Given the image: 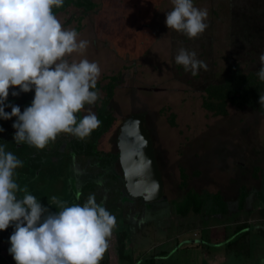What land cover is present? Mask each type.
<instances>
[{"label": "rangeland", "instance_id": "374dc122", "mask_svg": "<svg viewBox=\"0 0 264 264\" xmlns=\"http://www.w3.org/2000/svg\"><path fill=\"white\" fill-rule=\"evenodd\" d=\"M96 3L97 6L101 4L99 0H96ZM103 4L104 10L108 11L109 7L111 11L105 14L104 10L98 9L97 14L93 13L89 18H85V21L93 19V22H98L105 17L108 21L120 23H109L114 39L117 40L110 43L112 51L97 50L91 41L83 57L73 55L76 60L87 58L97 62L101 68L99 80L102 83L108 81L102 79L103 75L108 74V78L110 74H119L118 69H122L121 72L126 78L127 84L124 83L115 89L114 100L109 105L110 108H115L118 119L110 134L103 135L99 147L118 152V134L124 118L135 112H145L149 117V132L158 157L161 155L160 150L164 151L160 156V169L164 177L165 194L169 200L173 201L182 194L184 196L187 190L180 189L181 176L178 169V161L185 160L186 155L189 157L188 162L204 167L205 182L212 181L219 186H225L228 196L233 198L242 183L236 179L235 171L242 172L248 181L251 180L254 158H245L240 151L245 149L248 142L257 143L258 139L262 140L264 114L249 108L241 110L228 103V115L216 117L212 111L204 108L203 95L209 84L223 83L228 78L229 66L232 63H239L245 71L258 72L260 69L259 56L264 53V0H194L196 7L207 9L209 13L208 28L195 39H189L165 25L166 13L173 7L171 0H105ZM73 11H78L75 15H79V8L71 6L59 17L62 20L70 18ZM219 17L223 23L213 21L211 27V19L218 21ZM231 26L235 33L234 41H229L230 35L233 34ZM84 28L79 37L90 41L93 35L89 34V26ZM119 37L126 42H121ZM98 41L101 42L97 40L94 45H97ZM181 47L195 51L197 59L206 65V69L201 68L199 71L200 77L192 76L190 72H185L182 66L176 65L175 56ZM132 53H138L135 59H132ZM208 63L212 65H207ZM150 87L157 88L150 90ZM171 116L176 117L174 127L168 120ZM250 119L252 121H249ZM235 120L239 121L233 125ZM256 120L259 123L254 126ZM217 127L223 135L232 132L234 128L235 131H241V143L234 141L232 136L220 137ZM249 135L257 136V139H248ZM4 138L6 139V136ZM194 141L197 142L195 146ZM234 144H237L236 150ZM251 147L253 148L252 145ZM178 152H183L185 156H179ZM239 162L243 166H240ZM46 167L49 173L45 171L42 174L41 182L43 181L45 186L42 189L41 204L52 212H58L60 209L51 198L56 196L59 200L66 201L65 180L68 178L63 172L65 167H62L61 172H56L51 163ZM58 169L60 171V168ZM20 170L24 171L23 167ZM202 181L200 177L192 181L191 185L199 187ZM78 184L75 182V188ZM215 184L213 183L212 187H217ZM112 189L115 194L117 190L113 186ZM123 195L119 198L114 196L111 200L102 198L97 201L102 202L115 216L117 226L113 232L118 234L125 230L128 234V248L125 251L129 253V258L122 260V264H144L148 256L155 257L157 254V264H208L209 260L213 264H226L232 263L234 259L235 252L229 250L238 246L242 247L240 250H245L243 241L233 244L239 240L235 226L231 227V232H227L228 229L224 232L222 228L215 230V233L223 234L218 237L214 234L208 240L209 231L202 228L200 215L182 216L173 203L158 205L159 202L149 203L137 199L140 204L137 206L128 202L129 199ZM255 206L256 204L253 208ZM230 208L232 209V206ZM258 221L255 222L258 228L252 229L251 233L254 237L256 233L264 244V227H260ZM114 233L110 238L109 247L115 243V250L116 243L118 246L119 244ZM229 235L234 237L226 242V239L230 238ZM248 238L255 246L256 239L253 236ZM220 240L223 242L219 243ZM137 247H144V251L141 248L142 253L150 249V254L142 255ZM219 249L223 251L225 260L218 258ZM261 253L264 254V245L258 242V248L253 250L251 255L253 263L264 264V260H258ZM104 258H108V263L105 259L104 263L100 264H113L112 256L104 255ZM219 260L225 262L218 263Z\"/></svg>", "mask_w": 264, "mask_h": 264}, {"label": "clouds", "instance_id": "9594fccd", "mask_svg": "<svg viewBox=\"0 0 264 264\" xmlns=\"http://www.w3.org/2000/svg\"><path fill=\"white\" fill-rule=\"evenodd\" d=\"M171 3L165 18L168 29L189 39L206 31L207 9L196 7L194 0ZM63 5L64 0H0V119L15 117V143L37 150L45 149L61 134L84 140L100 124L90 108L78 118L86 106H94L100 99L96 89L101 68L87 58H73L74 54L84 56L89 41L80 39L75 29L64 27L54 14ZM259 61L256 75L264 82V53ZM175 63L192 76L206 69L195 51L183 47ZM33 90L34 98L23 111L6 103L10 91L19 96ZM259 103L264 105V94ZM21 167L23 161L0 145V231L14 226L8 253L15 264H100L117 226L115 216L94 194L82 205L71 206L53 196L60 210L50 211L27 186L16 182V170Z\"/></svg>", "mask_w": 264, "mask_h": 264}, {"label": "crops", "instance_id": "0c3cea01", "mask_svg": "<svg viewBox=\"0 0 264 264\" xmlns=\"http://www.w3.org/2000/svg\"><path fill=\"white\" fill-rule=\"evenodd\" d=\"M132 54H133L132 59L136 58V53H132ZM233 64L234 63L230 64V66H232ZM230 66H229V69H230ZM238 109L243 110V109H248V108L238 107ZM249 109H253L255 112L259 111V112L264 114V111H261L260 109L253 108V107L249 108ZM226 115H228V112L226 114H218L215 116L216 117L217 116L223 117ZM261 119L263 120L262 117H261ZM238 121L239 120H235V123H233V125L238 123ZM249 121H252V120L250 119ZM169 122H170L171 126H173V127L176 125V122L172 123L170 119H169ZM258 123H259V121L256 120V121H254L253 125L256 126V124H258ZM217 130L219 131L220 137L223 136V137L229 138L230 136H232L233 137L232 139L234 141H238L239 143H241V138H242V132L241 131H235V128H234V130L232 132L229 131V132H226L227 134L223 135L222 131L219 129V127H217ZM256 137L257 136L252 137L249 135L247 138L248 139H257ZM2 140L0 141V145H3L5 147L6 151L12 152L20 160L23 161V170L25 172L21 171L20 168H18L16 170V176H15L16 182L20 185V187L27 186L29 193L34 195L41 202V200H42L41 196L43 194L42 189L45 186V183L42 184L43 181L41 182L42 174L45 171L47 173H49V169H47L46 166H49L50 163L52 165H54L55 162H50V163L48 161L44 162L43 157L45 156V153H42V152L40 153L36 149H32L27 144L18 145L12 141L8 142V141H5V139H2ZM160 143H161V141H160ZM196 144H197V142L194 141V146ZM251 145L253 146V148L251 147ZM159 146L161 147V144ZM233 147H234V150H236L237 144H234ZM162 148H164V147H162ZM36 151L38 153H36ZM33 152H34V155H33ZM160 152H161L160 156H162V153L164 151L160 150ZM240 152H241V154H243V156L245 158H247V157L254 158L253 166L251 167V174H250L251 180L248 181L242 172L240 173V171H235L236 179L241 180L242 183L238 186L237 192L233 194V198L231 196H228V193L226 192V189L224 188L225 186H219L217 183L215 184V182L208 181V180H207L208 182H205L206 178H205L204 167H201V166L198 167V166L193 165L192 163L188 162L189 157H188V155H186V158H185L186 162H185V160L178 161V163H179L178 169H179L180 176H181V181L179 183L180 189H185V190L187 189V190L184 193V196L182 194V195L178 196L179 198L174 199V200H179L180 198H181L180 200H182L189 191H193L201 197V200L204 202V205H203V208L201 209V211L199 213H191L190 212L186 216H188V215L199 216L200 215V217L202 219L201 221H203V227L202 228L208 229V231H209L208 232L209 236L207 237L208 240H210V237L214 234L216 237H218V235L221 236L223 234V232H222V234L215 233V230L217 231L218 229L222 228L224 230V232L226 231V229H228L227 232H231L230 229H231V227H234V226H235L236 235L239 236V240L246 238L243 241L245 250H243V249L240 250L242 247H239V246L236 248L234 247L232 250H229V251L235 252V254H237V255H243L245 257H238L234 254L233 262L232 263H226V264H260L259 262L253 263L254 262L253 258H251L253 256H251V255H252V251L256 250L258 248V242H260L262 245H264L263 241L259 238V236L256 233H254V234L258 237H256V236L254 237V235L252 234L253 233L252 229L256 230L258 228V226L255 224L256 220H259L258 222H260V224H259V226L261 225L260 227H262V228L264 227V134L262 136V140L258 139L257 143L248 142L245 146V149L241 150ZM178 155L179 156H185L183 154V152L182 153L178 152ZM239 165L243 166L241 164V162H239ZM61 170H62V168H60V171L58 168H56V172H61ZM183 171L187 174V180L185 182L186 185L184 187H183L184 179L182 177ZM63 172L65 173V169L63 170ZM55 174H57V173H55ZM65 176L67 177L68 174ZM200 177L203 180L202 185L199 184V187H198V185H191L192 181H194ZM213 183L217 187H212ZM65 186H66L65 187L66 188V190H65L66 195H65L64 199L66 200V202L69 203L70 206L72 204H75V203L81 204L80 196H79V199H77V195L80 193V184H78V186L75 188V183L73 184V182L68 178L67 181L65 180ZM18 195L20 197H22L24 195V193L21 192V193H18ZM113 197H105V198H106V200H111ZM135 199L136 200L129 199L127 201L134 203L137 206H140L139 201H137V199H142V198H135ZM115 202L117 203L118 201L115 200ZM165 203H166L165 201L159 202L158 205H160V204L165 205ZM167 204H171V200L168 199ZM255 204H256V206H255V208H253ZM231 206H232V209L230 208ZM212 217H213V220H212ZM214 219H216V220H214ZM211 221L213 223H211ZM251 221H254V223H252ZM10 227L14 229V226H10ZM205 227H207V228H205ZM225 227H227V228H225ZM249 231H250V233H249ZM251 231H252V233H251ZM124 232L126 233V237L124 240V249L122 252V256H120L121 254H120L119 246L117 245V243L115 246V250L113 248V246L115 244L114 243L113 246L109 247L105 253V255L112 256L111 263H113V264H122V262H121L122 260L125 261L124 260L125 258L126 259L129 258V253L126 252L127 251L126 248H128V245L126 242L128 239L127 232L125 230H123V231L119 232L118 234H116L114 232L113 233H114L115 238L118 242L119 235H121ZM0 235H1V231H0ZM252 236H253V238L256 239L255 246L252 244V241L249 242L248 237L252 238ZM223 237H224V235H223ZM233 237L234 236H230L229 239L227 238L226 242L233 239ZM222 242L223 241L220 240L219 243H222ZM217 245H220V244H217ZM9 247H10V244L8 242L3 241L0 237V259H1L0 261L3 264H13V263L9 262L10 260H9V257L7 256ZM137 248L140 250L141 253H142L141 248L144 251V247H137ZM145 252L142 253V255L146 254L145 256H148L150 254L149 253L150 249L146 250ZM156 256L155 257H149L148 256V258L146 260L147 261L152 260V259L157 260ZM217 256H218V258H221L222 260L223 259L225 260V258H226L225 255H223V251H221V250H220V254L217 253ZM223 257H225V258H223ZM105 259L107 262L108 258H104L101 261V263ZM259 259L264 260V254L263 253L259 254L258 260ZM222 260H219L218 263L225 262ZM113 261H115V263ZM209 261L210 262L208 264H213V262L211 260H209ZM155 262H157V261H155Z\"/></svg>", "mask_w": 264, "mask_h": 264}, {"label": "flooded vegetation", "instance_id": "af4514ba", "mask_svg": "<svg viewBox=\"0 0 264 264\" xmlns=\"http://www.w3.org/2000/svg\"><path fill=\"white\" fill-rule=\"evenodd\" d=\"M69 1L70 0H64L63 7L53 10L54 14L58 17V19L60 20L62 25L66 28L75 29L79 34L84 32V29H85L84 27L89 26V34L93 35L92 39L90 38L89 42L92 41L93 46L95 48H97V50H101L103 52H106L107 50L112 51V48H111L112 46L110 43H112V42L115 43L117 40L114 39V36H113L114 34L112 33L113 31L110 29L111 26L109 23H111V24L112 23L113 24H120V23L113 21V20L108 21V20H106L105 17L103 19L99 20L98 22H93L94 21L93 19H89V20L85 21V18H87V17L89 18L90 16H92L93 13L97 14L98 9H100L101 11L104 10L105 4H103V2L105 0H99V4L101 2L100 6L99 5L97 6L96 0H83L82 4H76L72 1L71 2H69ZM76 1L78 2L80 0H76ZM216 4H217V2L215 3V5ZM71 6L79 8V15H77V14L75 15V13L78 11H73L72 17H70V18L68 17L67 19L62 20L61 17H59V15H61L63 12L64 13L67 12L69 10V7H71ZM109 11H111V9L108 7V11L105 9L104 13L109 12ZM213 21H215L217 23H223V20L221 17H219L218 21H216L215 19H211V21H210L211 27H213L212 26ZM231 30L233 32V27ZM234 37H235V33L233 32V34L230 35L229 41L230 40L234 41V39H235ZM87 38H89V36ZM97 40H100L101 42L98 41L97 45H94ZM119 40L121 42L124 41L122 37ZM124 42H126V41H124ZM207 65H212V64L208 63ZM111 70H112V68H111ZM121 70L122 69H118V71L120 72L119 74H115V75L110 74V77H108V78L106 77L108 74L103 75L102 79H104V80L108 79V81H106V83H102L100 80H98L96 90L100 94V99L96 102V104L94 106H86V110L82 111L81 113L78 114V118H82L84 115L87 114V109L90 108V110L96 114V116L98 117V119L100 121L99 126L91 132V134L88 138H86L84 140H80V139L75 138L69 134H61L60 136H58V138L56 139V141L54 143H50L43 150H37L36 148L31 147L32 149H36L40 153L41 152L45 153V156L43 157L44 162H47V161L49 163L55 162L54 167H56V168L65 167V171H67V170L69 171L67 177L73 182V184L75 182H77L80 184V186H82V182L84 181V179H86L88 175H91L92 172H90V171L95 172L94 178L93 177H92L93 179L89 178V180L95 181L97 183V186L99 187L97 189V191H98L97 196L95 194L96 201H98L102 198H105V197L116 196L119 198V196H121L122 194L125 195V196L123 195L124 198L126 197L127 199H133V198L128 196L129 193H127L126 188H125L124 172H123V168H122V163H121L120 158H119V151L114 152L113 149L106 150V149L99 147V145L101 144V139L103 138V135H105V133H109L111 131L113 124H115V121L118 119V116L115 112V108H110L109 105H111L110 103L112 102V100H114L115 89L118 86H121L122 84H124L126 82V78L124 77V74L121 72ZM229 71H230V69H229ZM113 76L114 77L118 76V79H117L115 85L112 84V83H114V79H113L114 77ZM200 76H201V72H199V74L196 75L195 77H200ZM125 84H127V83H125ZM217 84H219V82L211 83L206 87V89H205L206 93L203 95V106H204V100H205L204 98H206L207 93H208V88L210 86H215ZM111 85H113V90H112L113 95L112 96H110L108 93L109 89L111 88ZM151 88H152V90H155V88H157V87H150L148 89L151 90ZM14 90L18 91V89H14ZM33 98H34V90L30 91L28 93H20L19 96H12L11 91H10V94H9V97H8V100L6 103H10L12 105H17L20 107L21 111H23L25 107L30 106ZM217 102H219V101H217ZM228 103H231V101H228ZM232 105H234V104H232ZM234 106L238 108L237 105H234ZM243 108H252V107L247 105V106H243ZM5 111L11 112V108L6 107ZM102 112L107 113L105 115L106 117L112 116L114 119L109 128H106V129L104 128V125L107 121L101 120V113ZM212 112L215 115H218L217 113H215L214 110ZM125 118H124V120H125ZM15 119H16L15 117H13L11 120L0 119V127H2L4 129L3 132H0V141L2 139H5L4 137L6 136L5 141H8V142L12 141L15 143V141L13 139L14 134H15V129H13V127H12V124L15 121ZM169 119L170 120L172 119L174 122H176V120H175L176 117L171 116L170 118H168V120ZM149 122H150L149 117H148V115H146V124H147L148 131H149V127H148ZM121 126H120V129H121ZM102 128H104V129H102ZM119 133H120V131H119ZM118 137H119V134H118ZM82 143L84 146V149H83L84 151L87 150L86 147L89 144L95 143L93 147H94L95 151L98 152V157L95 159H88V156L86 155V153L82 154V156H81V154H80L81 153L80 152L81 151L80 150L81 145L80 144H82ZM19 145H23V144H19ZM154 147H155V143H154ZM37 151H36V153H38ZM155 152H156V156H157V159H158V162L160 165V157H158V153L156 151V148H155ZM110 153L118 154V159L114 162V164L109 165L106 168L102 164V161H103L102 159H104L105 157L109 158L108 155H110ZM33 155H34V152H33ZM61 160H63L62 164H59V162ZM69 161H71V162H69ZM112 171H115V174L117 175V177L119 178V181H120V182H117L120 185L115 187V189L117 190L115 192V194L113 193V189H112L113 185L111 184V177L114 174V172H112ZM108 187H110V190H108Z\"/></svg>", "mask_w": 264, "mask_h": 264}, {"label": "trees", "instance_id": "16d2710c", "mask_svg": "<svg viewBox=\"0 0 264 264\" xmlns=\"http://www.w3.org/2000/svg\"><path fill=\"white\" fill-rule=\"evenodd\" d=\"M71 1L76 4L83 3V0H80L78 2L76 0H70L69 2ZM256 73L257 72H254V71H245L240 66L239 63H234L232 66H230V75L228 79H226L223 83H219L215 86H210L208 88L207 96L206 98H204L205 99L204 107L210 111L214 110L215 113L217 114H226L228 112L227 110L228 101H231L232 104L237 105L238 107H243V106L248 105L253 108L260 109L261 111H264V105H260L259 103L260 94H264V82L259 80ZM113 79H114V83L112 82L111 83L115 85L118 79V76H115ZM112 90H113V85H111V88L109 89V92H108L110 96L113 95ZM106 114L107 113H104V112L101 113V120L107 121L104 125L105 129L109 128L114 120L112 116L106 117L105 116ZM171 122L174 123L172 119H171ZM94 144L95 143L89 144L86 147L87 149L86 151L83 150L84 149L83 143L80 144L81 145L80 146L81 156L82 154L86 153V155L88 156V159L97 158L98 152L95 151L93 147ZM108 156L109 158L105 157L104 159H102L103 160L102 164L106 168L109 165L114 164V162L118 159V154L110 153V155ZM62 161L63 160H61L59 164H62ZM68 172H69L68 170L65 171V174H68ZM90 172H92L91 175H88L87 178L84 179V181L82 182V186H80L79 196H80L81 204H83L87 200L90 194H94V195L96 194V196L98 194L97 189L99 187L97 186V183L95 181L89 180V178H92V177L94 178L95 172L93 171H90ZM112 172H114V174L111 177V184L113 185L115 189V187L120 185L117 183L120 181L117 175L115 174V171H112ZM182 177L184 179V182H183V187H184L186 185L185 182L187 180V174L184 171L182 172ZM165 202L167 203L168 200H166ZM172 203L175 205L177 212L182 216H186L190 212L199 213L204 205V202L201 200V197L193 191H189L182 200L176 201L173 199V201H171V204ZM13 231L14 229L11 227H9L7 230L1 231V235H0L1 239L9 243V237ZM125 237H126V233L124 232L121 235H119V238H118L119 250L121 254L120 256H122V252L124 249ZM245 239L246 238L237 240V242L233 244L236 245L239 242L241 243V241H244ZM7 256L9 257V260H10L9 262L15 264V261L13 260L12 256L9 255V253ZM145 264H156V262L154 259H152V260H148Z\"/></svg>", "mask_w": 264, "mask_h": 264}, {"label": "water", "instance_id": "95a60500", "mask_svg": "<svg viewBox=\"0 0 264 264\" xmlns=\"http://www.w3.org/2000/svg\"><path fill=\"white\" fill-rule=\"evenodd\" d=\"M118 145L128 196L149 203L168 200L146 113L135 112L125 118Z\"/></svg>", "mask_w": 264, "mask_h": 264}]
</instances>
